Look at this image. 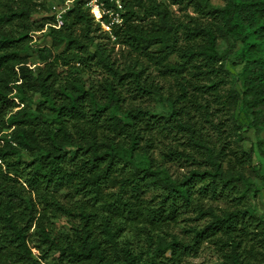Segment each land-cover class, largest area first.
Masks as SVG:
<instances>
[{"label": "trees", "instance_id": "obj_1", "mask_svg": "<svg viewBox=\"0 0 264 264\" xmlns=\"http://www.w3.org/2000/svg\"><path fill=\"white\" fill-rule=\"evenodd\" d=\"M47 1L0 0V264H264V0Z\"/></svg>", "mask_w": 264, "mask_h": 264}, {"label": "rangeland", "instance_id": "obj_2", "mask_svg": "<svg viewBox=\"0 0 264 264\" xmlns=\"http://www.w3.org/2000/svg\"><path fill=\"white\" fill-rule=\"evenodd\" d=\"M44 0H40V2H43ZM75 0H65L64 2L58 1V0H48L46 3V8L40 7V17H47L48 15H55L56 20L59 18V15L61 11L67 10L70 8ZM86 2V7L90 8V11L92 15L94 16L95 20L100 22L102 24V27L106 31H110V24H106L103 20V15L108 14L109 15V20L111 21V24L113 23H121V19L118 17L117 14H114L113 12H104L102 9H97L96 7H92L90 0H84ZM120 5H121V0ZM170 10L176 15L180 16V12L178 9V6L172 5L170 0H163ZM213 4L216 6H223L224 5V0H212ZM119 5V4H118ZM51 8L52 11H49L48 9ZM191 11V10H190ZM63 17V15H62ZM48 31L47 27L42 33H35L33 35L34 37V46L35 45H41L44 41H46V44H50V40L46 36V32ZM110 48H114V56L117 57L118 59L121 60V56L123 53V48L115 43V39H112V41L109 44ZM35 63H37L36 58H30V66L31 68H34ZM229 70L232 71L233 74V79L235 80L236 76L240 73L239 68H234V67H229ZM239 87V85H238ZM157 110L159 109V106H157ZM244 136L248 138L246 142H244V146L246 150H249L251 145L256 143L258 139L264 140V132H262L258 137H256L255 133L253 130L246 131L244 132ZM255 151L257 152V148H255ZM258 161V159L256 160ZM264 173V171H263ZM254 181L256 184L262 189V193L259 195L257 200L255 201V206L259 210V212H264V186L261 180L254 178ZM189 223H182L180 224L174 231L173 233L178 234L180 237H186L185 233H183V228L186 227L188 228ZM183 264H219V260L212 250V248L208 245H204L199 252L197 257H191L186 259V261Z\"/></svg>", "mask_w": 264, "mask_h": 264}, {"label": "built area", "instance_id": "obj_3", "mask_svg": "<svg viewBox=\"0 0 264 264\" xmlns=\"http://www.w3.org/2000/svg\"><path fill=\"white\" fill-rule=\"evenodd\" d=\"M111 1H114L117 6L119 8H121L122 6L120 5V1L119 0H111ZM90 3L92 4L91 6L92 7H96L97 9H102L104 11V9L102 8L104 4H101L99 2V0H90ZM119 4V5H118ZM66 10H63L61 11L60 15H59V18L57 19V26H55L56 28H60L63 24V20H62V15L63 13L65 12ZM105 12V11H104Z\"/></svg>", "mask_w": 264, "mask_h": 264}]
</instances>
